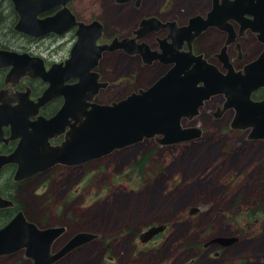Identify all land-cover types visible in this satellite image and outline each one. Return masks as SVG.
Returning <instances> with one entry per match:
<instances>
[{
  "label": "rangeland",
  "instance_id": "rangeland-1",
  "mask_svg": "<svg viewBox=\"0 0 264 264\" xmlns=\"http://www.w3.org/2000/svg\"><path fill=\"white\" fill-rule=\"evenodd\" d=\"M75 6L88 22L104 24L100 43H105L116 36L133 37L139 22L151 15L178 24L197 14L205 17L212 0H146L141 8L115 0H79ZM3 12L2 46L29 50L49 64L70 57L75 31L33 40L15 30L14 19L8 18L9 1ZM156 35L165 38L168 30ZM155 39L149 36L150 43ZM225 40V34L212 29L198 41L197 52L219 65L215 53ZM242 42L244 61L253 60L261 43L251 32ZM230 52L236 60L235 47ZM169 67H149L139 54L123 50L106 53L97 70L111 83L95 101L110 104L147 88ZM223 102V96L213 97L199 116L183 119L184 126L204 129L201 139L174 145L145 139L73 170L54 166L20 186L12 179L11 166L0 172V191L6 197L14 194L26 216L41 228L66 226L54 249L78 232L99 235L57 264H263L264 140H248L249 129H231L234 110L215 118L213 112ZM193 207L199 209L195 214L190 213ZM159 225H166V230L147 242L141 240V233ZM217 237L239 241L228 246L212 242ZM0 264L33 260L21 250L1 257Z\"/></svg>",
  "mask_w": 264,
  "mask_h": 264
},
{
  "label": "water",
  "instance_id": "water-1",
  "mask_svg": "<svg viewBox=\"0 0 264 264\" xmlns=\"http://www.w3.org/2000/svg\"><path fill=\"white\" fill-rule=\"evenodd\" d=\"M13 1L20 14L16 28L30 36L63 34L78 26V40L72 48L71 57L63 63H54L50 70H46L40 57L0 49V69L11 67L6 77L8 83L14 81L15 84L27 74L49 82L38 102L29 100L28 93L10 95L4 90L0 93V142L19 139L13 152L0 154V171L5 166L16 165L15 182L58 164L79 166L145 139L155 138L161 145L199 139L203 136V128L198 125L186 127L182 121L199 116L207 101L221 94L226 100L213 112V116L221 118L234 108L236 114L231 127L251 128L248 139H264V99L252 98L256 90L264 87V51L242 70L235 69L227 53L228 45L237 37L230 21L241 24V34L248 29L258 32L259 39L264 42V0H224L222 4L215 0L207 18L192 16L188 25L184 26H178L175 21L164 23L157 17L144 18L134 30V38L116 37L107 44H98L104 30L100 22L85 24L75 21V16L67 7L70 0ZM141 1L137 0L138 4ZM58 5H63V8L53 16L38 18L39 14ZM210 27L229 31L227 43L220 54L226 72L209 63L203 54L195 55L192 50L193 40ZM164 28H168L170 34L161 39L163 52L152 50L145 42H137ZM169 38L172 42H168ZM185 41L189 51L181 52ZM117 50L131 55L140 54L146 63L160 60L171 68L151 86L140 88L124 99L112 104L96 103L93 101L95 96L109 83L99 81L100 74L95 69L104 52ZM71 79L77 81L67 83ZM60 96L64 97V103L53 117L47 119L39 115L43 106ZM11 103L17 105L11 107ZM32 117L35 119L32 120ZM4 126L11 128L10 139L4 137ZM62 134L64 140L60 144L51 143L52 139ZM14 206V200L0 192V209ZM198 210V207H193L190 213L195 214ZM166 228V225L152 226L141 233L140 238L147 242ZM65 231L64 226L40 228L21 210L0 227V257L25 250L33 264H55L72 250L98 236L93 232H79L53 253L54 242ZM237 240V237H217L212 242L228 246Z\"/></svg>",
  "mask_w": 264,
  "mask_h": 264
},
{
  "label": "flooded vegetation",
  "instance_id": "flooded-vegetation-1",
  "mask_svg": "<svg viewBox=\"0 0 264 264\" xmlns=\"http://www.w3.org/2000/svg\"><path fill=\"white\" fill-rule=\"evenodd\" d=\"M8 1H9V4H10V6H11V13L8 15V18L9 19H14V28H15V30L17 31V32H19L20 34H23V35H25V36H27V37H29V38H31V39H39L40 37H33V36H30V35H28V34H25V33H23V32H21V31H19L17 28H16V25H17V23L19 22V20H20V14H19V12L16 10V4L13 2V0H0V27H1V24L5 21V16H4V12H3V8H4V6H5V4L7 3L8 4ZM76 1L78 2L79 0H70V2L68 3V6H69V8L72 10V12L75 14V16H76V19L77 20H81V21H83V22H88V19L85 17V16H83V14H82V10L81 9H79L78 7H76L75 6V3H76ZM118 4H121V5H125V4H133V5H135L137 8H141L142 6H143V4L145 3V1L146 0H142L139 4L137 3V0H132V1H128V2H119L118 0H115ZM223 1L224 0H218L217 1V3L218 4H222L223 3ZM225 1H232V0H225ZM215 3V0H212V6H213V4ZM59 8H57V9H53V10H51V11H49V12H46V13H43V14H41L39 17L40 18H44V17H48V16H52L57 10H58ZM208 13V12H207ZM207 13H206V15H207ZM151 16H153V15H151ZM155 16H158V15H155ZM161 20H163V21H168L169 19H164V18H162V17H160V16H158ZM192 17V16H191ZM250 18H253V16H249ZM189 19H190V17H189ZM189 19L187 20V21H185L184 23H180V25H182V24H188V22H189ZM91 22V21H90ZM232 24L234 25V28H235V30H236V35H237V37H236V40H235V42H233L232 44H230L229 46H228V48H227V53H228V55L230 56V60H231V62L233 63V65H234V67H235V69L236 70H242V69H244V67H245V65H247L249 62H251V61H247V60H245L244 61V50H245V46L243 45V39H245L246 38V35H247V33L248 32H251V33H254L255 34V36H256V38H257V40L261 43V49H260V51L257 53V56L254 58V59H257L260 55H261V53L264 51V42H262L260 39H259V37H258V35H259V33L258 32H254V31H252V29H248V30H246L243 34H241V24L239 23V22H232ZM165 29L166 28H164V29H162L163 31H165ZM212 29H216L217 31H219V32H222L223 34H225L226 35V40H225V43H224V45L223 46H221L220 47V49H219V51L218 52H216L215 53V58L217 59V61H218V63H219V67L220 68H222L223 66H221V63H223L221 60H220V54H221V51H222V49H223V47L226 45V41H227V39H228V37H229V31H224V30H221L220 28H217V27H211V28H209L207 31H205L204 33H202L199 37H197L195 40H193V42H192V50H193V52H194V54H200V53H198L197 52V49H196V45H197V43H198V41L203 37V36H205V34L207 33V32H209L210 30H212ZM76 30V29H75ZM75 30H71L70 32H72V31H75ZM104 31H105V27H104ZM160 31H154V32H151L148 36H146L145 38H144V40H146V43H148L149 45H150V47H151V49L152 50H154V51H158V52H163V50H162V45H161V39H163V38H160L159 36H157L156 34L157 33H159ZM104 33L105 32H103V35H104ZM168 33H169V30H168ZM170 34V33H169ZM168 34V35H169ZM150 35H155L156 36V39H155V44H153V43H150V41H149V36ZM167 35V36H168ZM42 38V37H41ZM119 38H122V37H119ZM1 35H0V41H1ZM168 42H172V40L171 39H168ZM239 46V47H238ZM233 47H235V49H236V51H237V59L236 60H234L233 59V57H232V55H231V52H230V50H231V48H233ZM0 49H8V50H14V49H10V47H7V46H2L1 45V43H0ZM189 50V47H188V42L187 41H185L184 42V44H183V46L180 48V51L181 52H183V51H188ZM14 51H17V50H14ZM117 51H120V50H117ZM17 52H19V53H27V54H29L31 57H41V58H43L44 59V66H45V68H46V70H48L49 69V67H50V65L51 64H49L48 62H47V60L45 59V57H43V56H41V55H39V54H35V53H33V52H31V51H29V50H18ZM116 51H113V52H106V53H115ZM106 53H104L103 54V57L100 59L101 61H103V59H104V57H105V54ZM135 55V54H134ZM140 55V54H139ZM203 55L205 56V54L203 53ZM141 56V55H140ZM141 59H142V61H143V63L145 64V65H147V66H149V67H153L154 65H156L157 63H162L160 60H154L152 63H146L145 61H144V59H143V57L141 56ZM253 59V60H254ZM209 60V59H208ZM101 61H100V63H99V66H100V64H101ZM162 64H164V63H162ZM164 65H166V64H164ZM99 66H98V68H99ZM168 66V65H167ZM9 70H10V68H2V69H0V74H2V80H0V92L2 91V90H4V91H6L7 93H9L10 95H21V94H26V93H28L29 94V100H31V101H36L40 96H42L43 95V93L45 92V90H46V88L48 87V83H46L43 79H41V78H33L32 76H29V75H26V76H24V77H21L20 79H18V80H16V83L15 84H13L14 83V81H11V82H9V83H7V80H6V75H7V73L9 72ZM99 72V71H98ZM100 73V72H99ZM100 76H101V80H104V81H109V80H107V78H106V76H102L101 74H100ZM149 87V86H148ZM255 94H257V95H259V97H258V99L257 100H261V99H263L264 98V87H261L260 89H258V90H256V93ZM61 101V102H60ZM57 102H60V103H62L63 102V99L62 98H57V99H55V100H53V101H51V102H49L47 105H45V106H43L41 109H40V113L42 114V115H44V116H46V117H51V116H53L57 111H58V109L60 108V107H57V108H53L52 107V104H55V103H57ZM52 103V104H51ZM12 106H16L15 104H13ZM35 119V117H32V120H34ZM5 127H7V126H5ZM11 134H12V131H11V129H9V128H5V139H10V137H11ZM63 140V136H60V137H58L57 138V140L55 141H53L54 143H61V141ZM18 141H19V139L18 140H13V139H10L9 141H3V142H1L0 143V147L3 149V151L5 152V153H11V152H13L15 149H16V147H17V144H18ZM86 163H89V162H85V163H83L82 165H85ZM58 165H60V164H58ZM58 165H56V166H58ZM10 167L11 166H13L12 164L11 165H9ZM67 167L66 168H72V170L73 169H76V167L75 166H69V165H66ZM51 168H49L48 170H46V171H43V172H40V173H37L36 175H34V176H32V177H30V178H27V179H24V180H22V181H18L17 183H16V185L17 186H20L21 184H23L24 182H26L27 180H29V179H31V178H33V177H36L37 175H39V174H42V173H44V172H47V171H49ZM67 229V228H66ZM66 233V232H65ZM64 233V234H65ZM63 234V235H64ZM62 235V236H63ZM61 236V237H62ZM60 237V238H61ZM60 238H58L57 239V241L60 239ZM56 241V242H57ZM239 240H237L236 242H238ZM55 242V243H56ZM235 242V243H236ZM63 246V245H62ZM62 246H60V247H58L57 249H54V246H53V252H56L57 250H59ZM83 247V246H82ZM79 248H81V247H79ZM79 248H76L75 250H72L69 254H67L65 257H63L61 260H59L58 262H56L55 264H57V263H59L60 261H62L63 259H65L66 257H68V256H70L73 252H75L76 250H78ZM193 248V247H192Z\"/></svg>",
  "mask_w": 264,
  "mask_h": 264
},
{
  "label": "trees",
  "instance_id": "trees-1",
  "mask_svg": "<svg viewBox=\"0 0 264 264\" xmlns=\"http://www.w3.org/2000/svg\"><path fill=\"white\" fill-rule=\"evenodd\" d=\"M1 148V147H0ZM2 149V148H1ZM3 150V149H2ZM143 163L141 162V165ZM16 184V182H15ZM11 198H15L14 194L11 195ZM23 207L21 206V204L18 202L17 206L15 208H9V209H4V210H0V226L4 225L5 223H7L13 216V214L15 213V211H17L18 209H22Z\"/></svg>",
  "mask_w": 264,
  "mask_h": 264
},
{
  "label": "bare ground",
  "instance_id": "bare-ground-1",
  "mask_svg": "<svg viewBox=\"0 0 264 264\" xmlns=\"http://www.w3.org/2000/svg\"><path fill=\"white\" fill-rule=\"evenodd\" d=\"M93 161V160H92ZM90 162V161H89ZM48 170V169H47ZM46 171V170H45Z\"/></svg>",
  "mask_w": 264,
  "mask_h": 264
}]
</instances>
